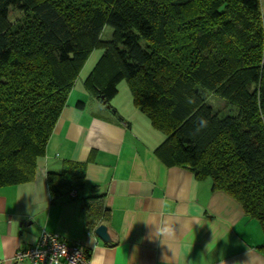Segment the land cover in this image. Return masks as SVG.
<instances>
[{"label":"trees","instance_id":"16d2710c","mask_svg":"<svg viewBox=\"0 0 264 264\" xmlns=\"http://www.w3.org/2000/svg\"><path fill=\"white\" fill-rule=\"evenodd\" d=\"M105 26L112 34L103 41ZM95 49L103 52L83 81L86 94L113 110L125 81L134 108L164 136L160 163L210 180L264 237L259 0H0V188L33 181ZM85 166L66 162L46 175L52 202L83 191ZM104 197L94 186L82 199L87 229L108 222Z\"/></svg>","mask_w":264,"mask_h":264},{"label":"crops","instance_id":"0c3cea01","mask_svg":"<svg viewBox=\"0 0 264 264\" xmlns=\"http://www.w3.org/2000/svg\"><path fill=\"white\" fill-rule=\"evenodd\" d=\"M259 2L264 14V0ZM78 81L33 181L0 188V264H26L14 255L42 231L83 243L90 264H264L258 223L230 197L212 191L210 180L163 166L154 152L164 136L129 94L122 109H106L83 88L72 96ZM66 162L86 165L84 189L76 199L52 202L46 175L61 173ZM94 186L109 210V242L94 233L100 224L85 225L82 199Z\"/></svg>","mask_w":264,"mask_h":264},{"label":"built area","instance_id":"2783aa9c","mask_svg":"<svg viewBox=\"0 0 264 264\" xmlns=\"http://www.w3.org/2000/svg\"><path fill=\"white\" fill-rule=\"evenodd\" d=\"M68 198H75L72 190ZM14 260L26 264H90L89 254L81 242H68L61 236L42 231L38 239L15 253Z\"/></svg>","mask_w":264,"mask_h":264},{"label":"rangeland","instance_id":"374dc122","mask_svg":"<svg viewBox=\"0 0 264 264\" xmlns=\"http://www.w3.org/2000/svg\"><path fill=\"white\" fill-rule=\"evenodd\" d=\"M112 34V30L110 27L105 26L103 28V31L101 33V39L103 41H106L108 39H110ZM102 50L101 49H95L91 55L89 56V59L87 60V62L85 63V66L82 68V72L81 75L79 76V81H78V85L77 88L74 89V93L72 96H77L78 97V92L81 90V88H83V81L84 79L88 76L89 72L92 70V68L94 67L95 63L98 61V59L100 58L101 54H102ZM77 82V81H76ZM125 94H129V90L126 87V83L125 81H121L118 86H117V96L114 97V99L111 100L110 105L118 110L122 109L123 106H125L126 104V97ZM128 96V95H127ZM131 97V96H130ZM75 102L80 101L78 98H74L73 99ZM213 99L209 97L208 102L213 105ZM96 102V101H95ZM116 105V107H115ZM113 108V109H114ZM115 110V109H114Z\"/></svg>","mask_w":264,"mask_h":264},{"label":"water","instance_id":"95a60500","mask_svg":"<svg viewBox=\"0 0 264 264\" xmlns=\"http://www.w3.org/2000/svg\"><path fill=\"white\" fill-rule=\"evenodd\" d=\"M94 233L104 242H109L110 238L108 236L107 233V227L104 224H100L98 225L95 230Z\"/></svg>","mask_w":264,"mask_h":264}]
</instances>
